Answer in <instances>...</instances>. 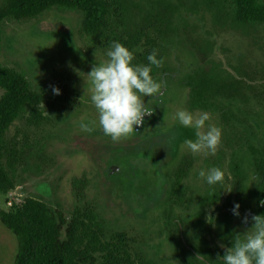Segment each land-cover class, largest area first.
<instances>
[{
	"label": "trees",
	"instance_id": "obj_1",
	"mask_svg": "<svg viewBox=\"0 0 264 264\" xmlns=\"http://www.w3.org/2000/svg\"><path fill=\"white\" fill-rule=\"evenodd\" d=\"M52 10L76 11L82 16L80 35L91 51L105 55L111 42L118 41L133 52L134 64L144 65L148 64L147 55L156 50L157 59L162 62L159 67L152 66L150 75L163 84L179 73L178 45L183 44V35L198 31L199 27H192L189 22L196 15L205 21V14H209L214 31L231 30L253 39L264 57V0H3L0 54L6 21L30 22ZM210 37L212 33L207 30L204 36L187 38L188 50L196 57L197 65L183 76L181 83L189 91V110L219 114L223 133L227 136L231 131L239 148L233 151L229 164V195L209 221L204 218L206 209L220 203L224 186L200 195L195 214L180 219L183 225L178 220L166 223L180 264H222L218 256L224 252L214 248L212 241L217 239L231 247L235 234L243 233L236 225L245 215L250 222L251 216L264 215V206L259 203L264 199V63L252 67L240 57L236 64L229 62L227 67L213 58ZM175 55L177 67L170 64ZM53 80V86L60 89L59 95L53 94V87L33 88L29 78L15 68L0 67V195L7 196L16 189L20 170L35 157L46 158L45 128L53 126L54 121L46 116L44 104L53 97L50 107L58 118L84 106L70 85H63L57 76ZM251 120L260 123L261 136L255 133ZM154 123H148L145 132L155 134ZM143 136L122 142L84 140L82 144L88 157L101 166L107 184L113 179L111 172L106 176L111 163L100 165L99 158L110 154L118 160L113 163L120 165L143 154L159 162L158 144H165L168 137L152 136L150 144L143 141L136 146ZM194 164L195 158L186 154L174 166L161 206L191 210L194 194L187 180ZM88 183L85 177L73 181L76 203L69 209L60 204L53 206L44 198L26 197L0 210V221L18 239L14 264H157L142 249L145 242L138 232L109 225L97 202L87 199ZM113 193L110 200L122 202L123 185ZM234 203L240 204L239 217L231 212Z\"/></svg>",
	"mask_w": 264,
	"mask_h": 264
},
{
	"label": "rangeland",
	"instance_id": "obj_2",
	"mask_svg": "<svg viewBox=\"0 0 264 264\" xmlns=\"http://www.w3.org/2000/svg\"><path fill=\"white\" fill-rule=\"evenodd\" d=\"M2 1L0 0V4ZM200 16L189 18L190 26L197 25L199 29L196 32L190 31L186 34L187 37L183 35V44L178 45L177 52L180 65L174 61L176 55L170 61L173 67L179 65L177 77L167 78L165 84L162 80L159 81L162 90L158 97L161 98L162 107L158 113V119L154 121L157 131L155 134H148L144 128V136L136 145L141 146L143 141L150 144L149 139L152 136L168 137L165 144H158L159 151H156V154L159 162H154V157L151 155L138 154L120 165H114L118 169L121 168L120 173L115 175L111 181H107V184L101 166L96 165L88 157L83 151V146H80V155L77 154L78 135H80V143L84 140H111L107 136H94L96 130L98 132L102 130L98 126L96 110L90 102L91 82L87 74L94 63L104 62L106 56L88 49L87 41L80 35L82 16L76 11L52 10L30 22L6 21L3 25L0 67L15 68L23 72L35 89L52 88L53 76H57L63 81V85H70L79 93L84 106L80 112L58 118V115L53 112V107H50L53 97L44 104L46 116L54 121L53 126L45 128L46 158L38 160L35 157L34 161L20 170L16 189L7 196L0 195V210L9 208V202L20 203L26 197L44 198L53 206L60 204L66 209L72 208L76 203L72 189L73 181L85 177L89 182L87 199L97 202L101 213L111 227L134 229L138 232L145 242L142 249L157 264H180L166 223L174 224L175 220H178L183 225L182 219H189L191 213L195 214L200 195L213 187L224 186L220 203L206 209L204 218L206 222L209 221L229 195L228 178L231 177L229 164L233 151L239 148L231 131H228L227 136L223 133L219 114L211 112H208L211 119L206 124L212 123L222 131L221 142L215 155H208L205 151L192 154L184 146L185 139H194L193 130L180 126L175 119V113L180 109L190 111L188 108L189 91L182 85L181 79L197 65L196 57L189 52L186 42L188 39L204 36L208 30L212 33L210 39L214 44L213 58L223 61L225 66L229 61L238 62L240 57L244 58L246 65L252 67L258 63H264V57L258 47L253 44V39L231 30L214 31L211 16L206 13L205 21ZM2 95L3 91L0 89V98ZM156 98L144 97V103L149 102L148 106H151ZM190 112L199 115L203 111ZM250 122L254 125L257 136H261L263 128L260 123L254 120ZM82 123L92 127L93 131L82 130L80 127ZM239 130H241L240 127ZM132 138L136 137L129 134L119 140L122 142V140L127 141ZM186 154L195 158L194 167L187 180V185L194 194V203L189 212L180 207L171 208V205H160L165 195L168 176L182 156ZM98 161L100 165H105L118 160L109 154L99 158ZM213 166L222 169L224 179L220 184L208 186L197 177V173L202 168L207 169ZM46 184L50 186L52 196L47 194ZM121 185L124 187V198L122 202L113 203L110 200L113 199V191L117 186L121 188ZM121 204H123V209L120 208ZM242 220L237 223L236 227L244 232L251 227V222L245 224ZM210 239L212 241V238ZM212 244L214 248H219L222 252L224 248H227L217 239H214ZM18 248L17 237L0 221V264H14Z\"/></svg>",
	"mask_w": 264,
	"mask_h": 264
},
{
	"label": "clouds",
	"instance_id": "obj_3",
	"mask_svg": "<svg viewBox=\"0 0 264 264\" xmlns=\"http://www.w3.org/2000/svg\"><path fill=\"white\" fill-rule=\"evenodd\" d=\"M106 60L94 63L87 74L91 82L90 102L96 110L98 126L105 136L113 141L128 136L143 125L145 117H151L154 109L144 103V97H158L162 85L152 75V66L159 67L161 60L153 50L147 55L148 64H134L133 52L118 41H112L105 51ZM53 94L59 95L60 89L53 86ZM178 124L193 130L194 139H185L184 146L192 154L205 151L215 155L221 142V129L207 123L211 117L208 112L194 115L186 109L175 113ZM81 129L93 131L92 127L82 123ZM197 177L208 186L223 182L224 173L219 167L200 169ZM264 206V199L259 201ZM240 204L234 203L231 212L240 216ZM251 227L242 234L236 233L231 247L224 248V255L218 256L222 264H264V215L251 216ZM243 223L249 222L244 216ZM223 247V245H221Z\"/></svg>",
	"mask_w": 264,
	"mask_h": 264
},
{
	"label": "flooded vegetation",
	"instance_id": "obj_4",
	"mask_svg": "<svg viewBox=\"0 0 264 264\" xmlns=\"http://www.w3.org/2000/svg\"><path fill=\"white\" fill-rule=\"evenodd\" d=\"M220 61V60H219ZM221 62H223V61H221ZM230 63H232V64H236V63H234V62H231V61H229ZM228 62V63H229ZM227 65V67H229L228 66V64H226ZM150 108H153L154 110H155V113L153 114V116L151 117V118H147L146 120H145V122L143 123V127H142V131H141V133L139 134V136H137L136 138H139V137H141L142 135H143V132H144V128H145V126L148 124V123H150V122H154V121H156L157 119H158V113H159V111H160V109H161V98L160 97H157L155 100H153V102H152V104H151V106H149ZM79 112H80V110H79ZM98 133V134H97ZM95 134L96 135H94L93 133H92V135H94V136H100V135H102V136H105L104 134H103V132L101 131V132H98V130H96V132H95ZM130 135L131 136H134V131L132 132V133H130ZM107 137H109V136H107ZM77 145H78V151H77V154H79L80 155V146H83V144H82V142L80 143V135H78V140H77ZM84 149V148H83ZM84 151V150H83ZM114 165H117L116 163H111V164H109L108 165V167H107V170H106V176L107 177H109V172H111V167H114ZM120 170H121V168L119 167V169H117L114 173H112L113 175V177L115 176V175H118L119 173H120ZM46 186H47V189H48V195L49 194H51V196H52V191L50 190V186L48 185V184H46Z\"/></svg>",
	"mask_w": 264,
	"mask_h": 264
},
{
	"label": "water",
	"instance_id": "obj_5",
	"mask_svg": "<svg viewBox=\"0 0 264 264\" xmlns=\"http://www.w3.org/2000/svg\"><path fill=\"white\" fill-rule=\"evenodd\" d=\"M154 113H155V110H154ZM152 116H153V115H152ZM152 116H151V117H152ZM151 117H145L144 122H145V120H146L147 118H151ZM142 127H143V125L140 126L139 128H135V126H134V136H135V137L139 136V134H140L141 131H142ZM117 169H118V168L115 167V166H114V167H111V173L115 172Z\"/></svg>",
	"mask_w": 264,
	"mask_h": 264
},
{
	"label": "built area",
	"instance_id": "obj_6",
	"mask_svg": "<svg viewBox=\"0 0 264 264\" xmlns=\"http://www.w3.org/2000/svg\"><path fill=\"white\" fill-rule=\"evenodd\" d=\"M9 205H10V206H12V203H11V202H9Z\"/></svg>",
	"mask_w": 264,
	"mask_h": 264
}]
</instances>
